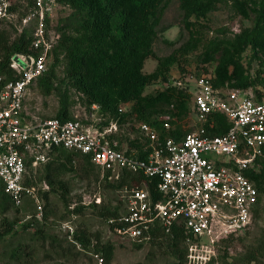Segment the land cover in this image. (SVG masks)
<instances>
[{
  "label": "built area",
  "instance_id": "built-area-1",
  "mask_svg": "<svg viewBox=\"0 0 264 264\" xmlns=\"http://www.w3.org/2000/svg\"><path fill=\"white\" fill-rule=\"evenodd\" d=\"M14 2L0 0V34L9 28L15 35L29 29L33 51L11 54L10 72L0 71V188L14 205L30 197L41 216L39 190L25 184V179L30 169L35 172L50 159L53 148L62 147L87 156L100 169L101 180H116L125 169L156 179L158 198L145 187L121 189L126 194V211L107 223L123 240H148L155 225L170 232L173 224L180 223L195 240L213 246L250 224L259 197L244 170L259 169L264 160V97L240 96L236 90L223 92L213 86L210 72L195 68L176 76L169 73L161 88L187 90L195 121L179 137H161L154 124L139 121L137 129L147 141L142 148L145 157L138 156V149L127 152L118 148L111 137L117 121L100 127L92 112L89 123L79 118L31 120L24 102L30 86L47 70L51 51L60 39L61 33L49 20L59 5L56 0H33V7L20 15ZM130 106L127 102L118 110L124 112ZM90 107L99 109L97 104ZM214 113L224 114L230 123L224 134L207 131ZM155 119L165 132L174 129L169 114H158ZM45 189L46 182L42 191ZM94 200L100 199L96 196ZM66 226L70 238L73 229Z\"/></svg>",
  "mask_w": 264,
  "mask_h": 264
},
{
  "label": "rangeland",
  "instance_id": "rangeland-1",
  "mask_svg": "<svg viewBox=\"0 0 264 264\" xmlns=\"http://www.w3.org/2000/svg\"><path fill=\"white\" fill-rule=\"evenodd\" d=\"M26 7L28 0H14ZM247 3L249 17L241 16L235 7V0H218L216 6L206 12L204 17H191L199 30L198 45L183 52L177 63L169 68L171 75H177L182 67L195 68L198 72H210L216 65L222 52L226 49L237 50L245 66V76L251 85L236 90L240 96L260 94L264 97V50L251 47L250 40L264 34V0H244ZM28 9V8H27ZM72 8L68 5L55 6L49 17L53 28L59 32L76 34V26L67 19ZM184 10L180 0H159L154 9V20L151 27L152 53L144 60L142 71L150 73L156 70L158 60L183 48L188 41L189 33L184 27ZM15 33H11V37ZM184 50V49H183ZM52 60L50 59V62ZM56 78L52 83L50 94H43L37 81L29 88L24 102L25 112L31 120H43L55 117L61 109L67 111L68 117L89 121L88 114L96 115V125L108 126L113 121L99 109L85 103L84 96L65 78V62L62 52L58 60L49 63ZM48 65V66H49ZM49 68V70H51ZM163 78L158 76L146 87L144 93H153L161 89ZM167 114V113H166ZM173 126L190 130L194 124L192 113L172 120ZM131 125V124H130ZM116 124L112 139L117 141L121 150H134L146 146L147 141L141 136L137 124ZM64 162V160H61ZM70 170H63L60 179L65 184L66 192H52L45 198L46 217L37 216L39 209L30 197H25L21 204L12 205L3 214L0 213V224L3 220L14 221L15 233L0 238V264H177V255L168 247L165 239L152 241H128L120 238L109 226L106 219L99 216L103 209L118 207L119 212L126 211V194L118 189L106 186L96 168L84 171L77 163V157L66 162ZM86 168V167H84ZM42 168L35 173V188L42 191ZM48 185V184H47ZM49 189V186H48ZM45 189V190H48ZM96 196L99 202H95ZM264 198H260L262 210L252 218L250 224L242 231L222 238L213 246L197 240L187 239L186 264H246L255 256L253 264H264ZM43 204V202H42ZM81 208L75 212L73 209ZM44 214V213H43ZM36 219V221L34 220ZM28 221L30 227L22 228ZM69 225L73 230L90 235L91 245L96 242L114 244L112 259L102 260L99 253L83 249L80 245L69 244ZM1 229V228H0ZM41 229L42 231H38ZM68 237V238H67ZM55 239L54 241H51ZM19 244V245H17ZM184 244V243H183ZM185 245V244H184ZM19 247L14 255L13 248Z\"/></svg>",
  "mask_w": 264,
  "mask_h": 264
},
{
  "label": "trees",
  "instance_id": "trees-1",
  "mask_svg": "<svg viewBox=\"0 0 264 264\" xmlns=\"http://www.w3.org/2000/svg\"><path fill=\"white\" fill-rule=\"evenodd\" d=\"M180 1L184 10L183 24L189 33L188 41L183 48L175 49L167 56L160 58L153 72L145 73L142 68L144 60L152 53L151 27L154 20V9L159 0H56L59 6L64 4L72 8L67 19L71 20L73 25L75 24L76 34L60 32V39L51 51V60L56 62L58 52H62L66 66L65 78L84 96L86 105L97 104L101 112L119 124L133 125L134 122L137 124L139 121H145L154 124L161 137L168 134L179 137L188 130L174 126L172 131L165 132L155 116L167 113L172 117V123L175 117L188 115L191 111V97L188 91L168 86L153 93H144L145 87L158 76H162L163 81L166 80L170 73L169 68L177 63L178 57L198 45L199 30L191 17H204L207 11L216 6L218 0ZM14 4V9L23 15L33 7V0H28L24 8L20 4L15 2ZM235 7L241 16L249 17L247 3L244 0H235ZM11 33H15V30L9 28L0 34V71L10 72L8 61L11 54L33 52L30 47L31 31L29 29H24L14 37H11ZM250 44L254 54L256 48L264 50V34L251 39ZM49 68L50 65L36 80L40 91L45 95L50 94L52 83L56 78L54 71ZM187 68L182 67L180 72H186ZM245 71L241 54L237 50L228 48L222 52L216 65L210 70L213 86L220 88L223 92H225L223 90L225 87L248 88L251 81L246 78ZM256 97L260 98L261 95L257 94ZM127 102L131 103L129 110L119 111L118 108ZM55 117L70 118L63 108L56 113ZM209 120L212 126L206 124V128L212 135L224 134L230 125L222 113H214ZM137 148L138 156L145 157L146 153L142 151V148ZM50 155V159L40 166L43 181L49 186L48 190L39 192L43 202L41 214L43 217H46L44 202L50 189L52 192L62 191L63 194L66 192L65 184L60 179V173L71 169L68 168L66 162H71L74 156L77 157V163L84 171V177L88 175L86 169L91 167L96 168L98 177L100 175V169L91 163L87 156L62 147L53 148ZM62 159L64 162L61 161ZM36 171L29 170L25 184L34 185L33 178H35ZM244 173L253 181L258 191L259 204L254 207L253 211V217H255L262 210L260 198H264V160L262 159L259 169H246ZM102 180L110 188L121 190L125 186L145 187L153 197L160 196L156 191V179L146 178L138 172L125 169L116 180L112 181L107 178ZM12 205L14 203L10 196L0 188V213L3 214ZM80 209L76 208L72 211L78 212ZM118 214V207L112 210L106 208L99 212V216L104 217L106 221ZM14 221L16 220L3 218L0 224V238L3 239L5 235L15 233ZM32 223L33 221H28L22 225V228L26 229ZM108 226L113 227L112 224ZM38 231L42 230L38 229ZM70 235V238L67 237L70 239L69 244H78L83 249L99 253L105 262L112 259L115 247L111 242L103 243L96 238V242L91 245L90 235L77 229L73 230ZM155 239L167 241L168 247L177 255V264H186V240H195L180 223L173 224L170 232L155 225L149 230L148 240ZM17 251L21 252L19 247L15 246L11 255ZM255 259L256 257L252 256L246 264H253Z\"/></svg>",
  "mask_w": 264,
  "mask_h": 264
}]
</instances>
